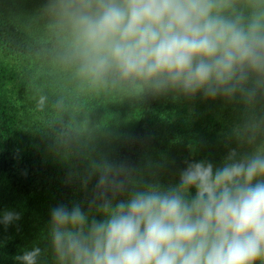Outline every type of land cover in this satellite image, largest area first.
I'll list each match as a JSON object with an SVG mask.
<instances>
[{"label":"clouds","instance_id":"clouds-1","mask_svg":"<svg viewBox=\"0 0 264 264\" xmlns=\"http://www.w3.org/2000/svg\"><path fill=\"white\" fill-rule=\"evenodd\" d=\"M60 7L79 73L93 81L114 72L158 91L215 99L264 80V12L246 19L233 0H67ZM245 143L248 151L231 149L219 167L187 162L167 187L136 185L130 169L101 164L88 213L79 203L50 211L56 264H264V143L255 136ZM19 219L13 210L0 215L5 226ZM41 256L33 247L15 259L39 264Z\"/></svg>","mask_w":264,"mask_h":264},{"label":"trees","instance_id":"trees-1","mask_svg":"<svg viewBox=\"0 0 264 264\" xmlns=\"http://www.w3.org/2000/svg\"><path fill=\"white\" fill-rule=\"evenodd\" d=\"M242 1L233 0L234 9L247 19ZM62 2L0 0V215L20 214L11 225L0 223V264H18L15 257L33 247L42 249L39 264H56L50 211L79 203L88 213L101 164L125 166L136 185L167 187L179 182L187 162L219 167L231 149L248 151L242 140L264 143V80L215 99L158 91L114 72L93 81L79 73ZM135 94L137 108L121 101ZM223 104L229 108L221 115ZM90 215L103 219L94 209Z\"/></svg>","mask_w":264,"mask_h":264},{"label":"rangeland","instance_id":"rangeland-1","mask_svg":"<svg viewBox=\"0 0 264 264\" xmlns=\"http://www.w3.org/2000/svg\"><path fill=\"white\" fill-rule=\"evenodd\" d=\"M241 4L243 5L242 8H244L243 9L244 12H248L250 14V17L256 12H264V0H245V2L242 1ZM229 14H231V10H229ZM120 97H121V101L124 102L125 104H128L130 107H133V108L138 107V99H139L138 94L137 95L135 94L134 96L126 95V97H124V96H120ZM223 106L224 107H222V109H221V111L223 113H221V115H224L225 109L229 108L227 104H223ZM166 111H167V109H166ZM170 111L174 112L175 108L172 107L170 109ZM232 115L234 116V111L232 112ZM233 116H231V117L227 116V118H226L227 122L234 121ZM230 119H231V121H230ZM162 123H163V129H164L163 133L165 135H167L169 133V130H167V127H169V123L166 122L165 120H163ZM88 134L89 133L87 132L86 136Z\"/></svg>","mask_w":264,"mask_h":264}]
</instances>
